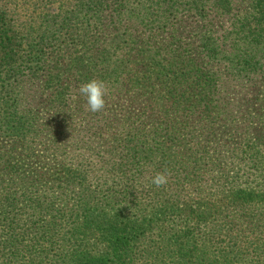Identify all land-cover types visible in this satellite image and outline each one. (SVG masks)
I'll return each instance as SVG.
<instances>
[{
    "label": "trees",
    "instance_id": "16d2710c",
    "mask_svg": "<svg viewBox=\"0 0 264 264\" xmlns=\"http://www.w3.org/2000/svg\"><path fill=\"white\" fill-rule=\"evenodd\" d=\"M6 2L0 264H264V0Z\"/></svg>",
    "mask_w": 264,
    "mask_h": 264
},
{
    "label": "clouds",
    "instance_id": "9594fccd",
    "mask_svg": "<svg viewBox=\"0 0 264 264\" xmlns=\"http://www.w3.org/2000/svg\"><path fill=\"white\" fill-rule=\"evenodd\" d=\"M78 94L85 100V110L91 113L101 112L105 108V96L107 87L101 80L92 79L78 88ZM170 171L165 169L157 172L151 177L150 183L157 188L163 187L168 183Z\"/></svg>",
    "mask_w": 264,
    "mask_h": 264
},
{
    "label": "rangeland",
    "instance_id": "374dc122",
    "mask_svg": "<svg viewBox=\"0 0 264 264\" xmlns=\"http://www.w3.org/2000/svg\"><path fill=\"white\" fill-rule=\"evenodd\" d=\"M0 11H3L5 13L4 15L6 17L7 29L10 30V35L14 38L15 41V39L19 37L18 32L20 30V26L24 24V15H27L28 12L25 7L21 6L19 8L15 7L12 9V7L8 5L6 0H0ZM37 99H39L40 101H44V94L42 95L38 93L37 97H33L34 108H38L36 109V114H39L42 112V109H44V107L39 105V101ZM38 116L42 117L41 114H39ZM44 116L46 117V119H48L49 117H47V115ZM0 147H4L3 142H0Z\"/></svg>",
    "mask_w": 264,
    "mask_h": 264
}]
</instances>
